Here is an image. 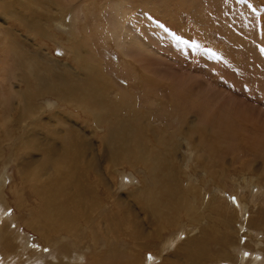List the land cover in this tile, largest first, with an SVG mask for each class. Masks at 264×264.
Listing matches in <instances>:
<instances>
[{
    "label": "rangeland",
    "instance_id": "374dc122",
    "mask_svg": "<svg viewBox=\"0 0 264 264\" xmlns=\"http://www.w3.org/2000/svg\"><path fill=\"white\" fill-rule=\"evenodd\" d=\"M20 1L32 12L31 15L34 19H43L38 20L37 23L39 26H48V29L56 34L55 39L59 40L58 42L62 41L64 45L61 42L59 44L61 45L60 47L54 45L51 41L49 42L47 39H42L38 34L34 35L35 37L33 35H28V39L25 41V36L22 35L21 37L20 35L25 31L24 28L15 22V24L11 23L8 25V23L2 21L3 18L0 15V25L2 29L7 26L12 28L13 35L19 36V39L25 42L27 46L29 45V49L35 47L32 45H36L37 43L40 45V43H42L41 46L43 45L42 47H46V50L49 48L47 51L53 54L52 56L55 57L57 61L61 64L66 62L67 70H71V72L75 70L74 62L70 61L71 58H73L72 54L71 52H64L63 49L64 47L68 49V46H71V44H69L71 42L70 33L75 29L74 32L77 34V39H83L81 44L86 47L83 48L81 44L79 47L81 56L84 55V59H87L86 61L83 60L84 63L92 65L94 69L96 68L94 70V75L86 79L90 80V84L93 88L103 91V96L106 100L113 102L121 98L122 102L131 106L141 116V119H139V122H141L139 126H133L130 124V121H132L130 117L132 116L128 115L125 109L121 108L120 119H122L124 123L129 121L125 123V130L133 127L141 129L144 125L147 132L149 128L151 129V126L155 128L160 127L162 129L161 132H163V134L165 133V135H163L165 137H169L172 131L176 130L177 140L179 144L182 145V148H178V151L175 153L177 154L178 160H181L183 156L182 153L186 152L185 142H188L190 143V147L198 152L199 156L206 154L207 149L213 147L218 158L215 162L216 164L213 163L214 168L217 167L219 161L230 168L232 165L236 166L240 165V163L245 164V166L248 165L247 167H250L252 164L254 173H261L260 166L262 161L258 157L259 152H256L257 149L253 145L256 146V144H259L257 142H261L260 145H263L262 150L264 151V0H125V10L129 12V15L134 14L133 16H135L133 17V25L131 24L128 26V29H125L126 33L130 35L129 37L131 38H129L127 34L126 36L123 35L124 28L121 25L124 21L120 19V17H116L117 13L114 9L106 7V13H104V6H108L109 3L114 5V2L120 0H77V4L79 5L78 10H81L77 22H74L75 20L69 21L70 19L68 16L65 18L64 15L70 11L71 5L73 4L72 0ZM64 8H66V11L62 12ZM19 14L29 15V12H21L20 10ZM40 15H49L51 19L46 22L47 19ZM60 15H64V17L62 16V20L58 18ZM100 24H102V27L104 25V30H107L105 26H109L108 28L111 27L108 29L110 32H120L119 34L121 36L114 32L112 33L116 34L121 39L118 37L119 39L115 40L112 35L108 37L110 34L107 35L106 31L105 34H103L102 31L99 30ZM64 28L66 31L63 30ZM141 28L143 30H141ZM5 33L6 32L0 31V41H2L0 50H5V53L2 51L0 53V71L2 70L0 75L3 79L0 78V97L2 96L0 98V107L2 106V108H0V114L2 113L1 115L6 120H12V105H15V102H17L12 95V90H18V88L21 90L23 88L22 84H19V77L18 79L12 78L13 73L18 74V72H20L18 66L14 65L19 57L18 51L20 52V46L18 42H16V44L9 40V38L5 36ZM100 33L103 34L105 38H103V35L101 37ZM31 36H33L32 39ZM123 36L125 40L122 39ZM86 37H89L88 40ZM128 38L133 40L130 41ZM38 39L39 42L37 41ZM3 40H6V42H3ZM28 40L30 42H28ZM119 40L122 41L121 44L118 43ZM133 41L135 43H133ZM125 42H127V44L124 45ZM1 45H3L5 49ZM10 46H16L14 49H16L17 52L13 51ZM123 47L125 48L123 49ZM66 49L65 51H67ZM1 58L4 59V61ZM24 62L27 64L26 66H33L34 63L41 64L35 60V58H31V60L25 59ZM43 63L47 67L50 65L46 62ZM19 67L23 68L24 66ZM97 67L99 68L98 70ZM44 70L46 69H41V71H43L42 73L51 76L49 70ZM77 72L76 70L75 73ZM87 75V73L84 74L83 78ZM86 79L81 80L80 83L86 85ZM3 81H6V83H3ZM36 85L35 82H32L31 89L35 88ZM6 91L8 94H5L7 93ZM122 95H124V99L127 100H123L124 96L120 97ZM37 96L33 99V103L36 105H43L45 100L55 101L52 96H48V98L47 96ZM75 99L78 101L81 99V101L89 105H94L93 102L88 100V96L77 95ZM135 101L138 103L137 105H135ZM52 108L53 106L48 109L45 108V115L44 113H41V115L40 112L42 110H40L39 117H44L43 120L40 119L45 126H43V128L38 127L37 131L39 134L48 138L50 136L48 128L52 127L55 129V132L61 133L59 134L61 136L63 135L62 133L65 132L63 127H72L70 124L75 125V127L80 125L82 130L80 127L79 129L83 136L82 139L89 141L91 148H94L97 164L100 168L98 169L100 179H103V183L112 191L113 197L120 200L122 204L126 203L127 206L134 208L135 199L130 195V192H132V185L137 182L136 178L133 176H136V171L140 169L139 165H137L138 167L136 166L135 170H131L127 164L124 163L125 161L118 162L116 165H111L107 162L104 155L106 154V150H104L103 143L104 141H108L107 139H109L110 136L105 134L103 128L107 127L108 121L112 122L114 119L111 112L107 110L105 116L102 118L103 122L98 123L96 126L94 125L96 119L92 118V122L91 118L85 117L83 114L71 116V113H69L71 117L66 115V120H64L63 118L65 117H57L48 112V110L51 109L52 111L57 110L66 114L70 109V107L66 105L61 104ZM54 116L56 117L49 118ZM29 118L30 117L27 118V121ZM83 118L88 119V121ZM49 119L52 121H49ZM57 119L64 121V123L60 124L61 122ZM95 123H97V121ZM155 128H153V131H156ZM233 128H235V130H233ZM118 130L119 129L116 128V131ZM137 132L139 133L136 134L138 138L137 144L143 147V149L146 148L148 150V146L146 145L145 147L143 142L146 144L147 137L150 141H152L154 137L152 134L149 135L148 132H145L146 138H142L143 135L141 136V131L138 129ZM102 135L106 137H102ZM159 136L157 134L156 138L158 139ZM55 137L56 136H52L49 139L56 140ZM243 137H245V139ZM247 137L248 140L246 139ZM184 138H186V140ZM157 139L152 141V143L154 142V144H157ZM4 141V143H6V140ZM200 142H203V146L201 147H199ZM57 143L61 144L59 139ZM149 144L151 145V143ZM227 144L229 146H227ZM247 145L248 147L251 146V148H248L250 152L247 151L246 154L244 148ZM32 148L33 147L30 149L25 148L22 154L25 153L24 157H26V159L30 157L31 161L34 162L33 166H31L32 168H29L32 170V173L36 171L33 174L36 177H42L44 172L47 171V166H40V163L43 161V153ZM26 150H29V152H25ZM2 156H4L3 158H7L8 154L4 152ZM3 161L4 160H0V168L3 165ZM191 163L192 161L189 160V164ZM15 164L16 163L13 161H10V163L7 161L4 167L6 175L14 176L10 183L14 182L13 185L14 188L17 189L15 192L17 196L16 194L13 196L12 189L10 191L9 185H5L6 182H1L0 184V203H4V209L0 217V240L4 237V233L9 230V226L11 225H13L11 229L14 230L17 237L12 234L9 235L10 239L12 236V240L9 239L10 242H7V246L0 241V264H62V260L60 261V259L65 258L67 254L68 258L76 257V255L79 254L83 255V257L79 255L74 264H90L91 259L94 257L99 260L98 263L100 262V264L111 259H117L118 253L126 247V241L122 237L109 234L104 238L98 237L96 243L86 241L75 242L74 247L71 245L70 241L64 239L66 245L63 247L58 244L56 240L58 237L53 235L51 242L56 241L57 244L55 247H50L51 243L44 240L43 237H40L33 229L24 226L23 222L25 219L29 218L27 216L30 215V213L17 210L14 205L18 197L17 192H20L22 195H19V201H24L30 208L38 210V204L35 200L33 202V200L30 199L27 189L21 190L20 175L16 172L18 166ZM29 169L23 167L22 176H25L30 183L34 181L30 180L33 175L32 173L28 175L31 172ZM189 173L192 174L193 177L195 176L193 173ZM130 175L131 177H129ZM197 175L200 176L201 173ZM128 177L129 179H127ZM229 178L226 179L227 183L230 181ZM190 181L193 182L194 179L191 178ZM24 183L28 185V181L24 180ZM182 185L185 187V179ZM247 186L249 187V185ZM228 187L226 195L224 194V196L229 202V207L233 208L234 206V208H236L237 206L232 200L233 195L231 194L230 185ZM248 187L245 186V189H243L247 202L251 197L258 199V202H264V192L261 190L264 189V182L260 183V191L256 193H252ZM101 191L102 187L98 189L99 193H101ZM26 198L29 202H27ZM40 211L45 213L44 209ZM252 229L253 228L250 227L239 232V237L242 238L244 246L252 247L254 242L256 243L257 241L258 232ZM62 236L67 235L62 234ZM118 238H120V240H118ZM260 240L263 241L261 246L264 247V236H262ZM67 247L69 248L66 249ZM160 247V239L157 238L152 243V246H150L149 252L144 254L145 250L143 251L142 258L147 261V263L145 262L144 264H165V259L180 261L179 255L174 252L175 245H171L170 248L162 252ZM102 254H107V257L104 259L101 258L99 255ZM53 256L56 258V263H51V257Z\"/></svg>",
    "mask_w": 264,
    "mask_h": 264
},
{
    "label": "bare ground",
    "instance_id": "6f19581e",
    "mask_svg": "<svg viewBox=\"0 0 264 264\" xmlns=\"http://www.w3.org/2000/svg\"><path fill=\"white\" fill-rule=\"evenodd\" d=\"M72 3L70 11L67 13L68 15H64L65 18L68 16L70 19L69 21L75 20L74 22H77L81 10H78L79 5L77 4V0H72ZM124 4L125 0L114 2V5L109 3L108 6H104V13H106V7L112 8L116 11V17H120V19L124 21L121 26L124 28L123 35L126 36L127 33L125 29H128V26L133 23V17L135 16H133L134 14L129 15V12L124 8ZM20 10L21 12H29V15L19 14ZM65 11L66 8H64L62 12ZM31 14L32 12L27 9L20 0H0V15L3 18L2 21L8 23V25L11 23H17L19 26L23 27L25 31L20 35L21 37L22 35L25 36V41H27L28 35L34 36L38 34L42 39H47L49 42L51 41L54 45L60 47L61 45L59 44L60 42L62 43V41L58 42L59 40L55 39L56 34L52 33L48 29V26H39L37 23L38 20L43 19H34ZM64 15H60L61 18L58 17L59 20H62ZM40 16L47 19L46 22L51 19L49 15ZM100 25V29H97L101 30L103 34H105L106 31L107 35L110 34L108 37L112 35L115 40L120 38L116 35L120 32L116 33V31H112L116 33L114 34L108 30L111 27L108 28L109 26H105L108 30L107 31L103 29L104 25L103 27L102 24ZM63 30L66 31L65 28ZM141 30L143 29L141 28ZM0 31L6 32L5 36L12 42L19 43L20 52L18 51V63L14 60V65L18 66L20 72H18V74L13 73L12 78L18 79L19 77V84H22L23 86L21 90H19V88L18 90H12V95L17 101L15 102V105H12V120H6L1 115L2 113L0 114V160H4L3 165L0 168V184L1 182H6L5 185H9L10 191L12 189L13 196H15L17 189L14 188V182L10 183L14 176L6 175L4 167V165L7 164V161L9 163L10 161L15 162L17 164L15 165L18 166L16 172H18L20 175L19 178L21 179V190H28L30 199H32L33 202L34 200L37 202L39 210L38 213V210L30 208L24 203V201H19V195H21V193L17 192L18 197L17 199L15 198L16 201L14 200V205L17 210H23L30 213V215L27 216L29 218L25 219L23 222L24 226L33 229V231L37 232L40 237H43L44 240L51 243L50 247H55L57 244L56 241L51 242L53 235L58 237L56 240L58 241V244L63 247L66 245L64 239L70 241L71 245L74 247L75 242L86 241L96 243L98 237L104 238L109 234L124 238L126 241V247L118 253L117 259L108 260L103 264L147 263V261L142 258L143 251L145 250L144 254L149 252L150 246H152V243L157 238L160 239L161 252L170 248L171 245H175L174 252L180 257V261L165 259V264H264V260H262L264 259V247L261 246L263 241L260 240V238L264 236V202H258V199L255 197L249 198L247 202L243 193V189H245V186L248 187L247 185H249L248 188L252 193L260 191V183L264 182V151L262 150L263 145H260L261 142H257L259 144H256V146L252 144L256 147V152H259L258 157L262 161L260 174L254 173V167L252 164L250 167H247L248 165L245 166V164L240 163V165H232L230 168L219 161L217 167L214 168L213 163L218 160L214 148H208L206 154L199 156L198 152L190 147V143L188 142H185V151L187 153H182L183 156L181 160H178L176 156L177 154L175 153L182 145L179 144L177 140L178 137L176 136V130H173L171 135L169 134V137H165L163 136L165 133L163 134V132H161L162 129L160 127L155 128L151 126L152 130L149 128L147 132L154 137L152 141L157 139V134L158 136H161H159L160 139H157V144H154V142L152 143L148 137H145L147 132L143 125L141 129H138L141 131V136L143 135L142 138H146L147 140L146 144L144 142L143 144L145 147L146 145L148 146V150L146 148L143 149V147L137 144L138 138L136 134H139L137 132L138 129L133 127L125 130V123L129 121L124 123L123 120L120 119V111H122V108L125 109L128 115L132 116L130 117L132 119L130 124L133 126H139L141 123L139 122V119H141L140 114L131 106L122 102L119 97V102H109L104 98L103 91L93 88L90 84V80L86 79L94 75V70L96 68L94 69L92 65L84 63L87 59H84V55L81 56L79 48L83 45L81 44L83 39H77V34L74 32L75 29L70 33L71 42L69 44H71V46H68V49H66L67 47H64L63 50L64 52H71L73 58H71L70 61L74 62V71L76 72L77 70V73L67 70L66 62L61 64L57 61L56 58L52 56L53 54L47 51L49 48L46 50V47H42L43 45L41 46L42 43H40V45L38 43L32 45L35 47L29 49V45L27 46L25 42L19 39V36L17 37L15 34L13 35L12 28H9V26L2 29L0 25ZM103 34H101V37ZM33 36H31V39ZM129 36L130 35H128V37ZM86 38L88 40L89 37ZM103 38H105L104 35ZM122 39L125 40L124 36ZM132 40L133 39L130 41ZM4 41L6 42V40H3V42ZM37 41L39 42V39ZM1 42L2 41H0V44ZM28 42L30 41L28 40ZM121 42L122 41L120 40L118 41L119 44H121ZM133 43L135 42L133 41ZM125 44H127V42H125L124 45ZM1 46L3 47V45ZM14 47H12V49L13 51H16ZM84 47L85 46L83 45V48ZM124 48L125 47H123V49ZM65 49L67 51H65ZM1 51L5 53V50L1 49L0 53ZM31 58H35V60L41 64L34 63L33 66H26L27 64L24 60H31ZM2 60L4 61V59ZM43 62L50 65L47 67ZM19 66L24 67L21 68ZM41 69L49 70L51 76L42 73L43 71H41ZM98 69L99 68L97 67V70ZM86 73L88 75L83 78V75ZM83 79H86V85L80 83ZM32 82L37 84L35 88L32 87L33 89H31ZM3 83H6V81H3ZM5 94H8V92ZM37 95L47 96V98L48 96H52L55 101L45 100L43 105H36L33 103V99ZM77 95L88 96V100L93 102L94 105H89L81 101V99L80 101L76 100L75 98ZM123 96L124 95L120 97ZM125 96L123 97V100H127L124 99ZM61 104L70 107L66 114L57 110L52 111L51 109H49L48 112L57 117H65L63 118L64 120H66V115L68 117L70 116L69 113H71V116L83 114V116L89 117L91 120L92 118L96 119L97 123H95L96 121L94 122V125L96 126L98 123L103 122L102 118L105 116L107 110H109L111 115L114 116V121H108L107 127L103 128L105 134L110 136V138L107 139L108 141H104L103 143L104 150H106V154H103L105 155L107 162L111 165H116L118 162L125 161L124 163H126L131 170H135L136 166L139 165L140 169L136 171V176H133L136 178L137 182L132 185V192H130V195L135 199L134 208L127 206L126 203L122 204L120 200L113 197L112 191L109 187H106L103 183V179H100L98 173V169L100 168L97 164V157L94 153V148H91L89 141L82 139L83 136L80 132V125L78 126L76 124L77 126L75 127V125L70 124L72 127H63L65 132L62 133L63 135L61 136L59 135L61 133L55 132V129L52 127L48 128V133L50 135L48 138L39 134L37 131L38 127L43 128V126H45L41 121L44 117H39L40 110L44 111L45 108L48 109L52 106L55 108ZM137 104L138 103L136 102L135 105ZM0 108H2V106ZM42 111L40 114L44 113L45 115V111ZM56 116L49 118H55ZM28 117L30 118L27 121ZM59 119L57 120L60 121ZM50 120L51 119H49V121ZM86 121H88V119H86ZM60 122V124L64 123V121ZM152 127L155 128L156 131H153ZM116 128L121 131H116ZM233 130H235V128H233ZM52 136H56V140H50L49 138ZM103 136L104 135H102V137ZM248 137L246 138L247 140ZM243 138L245 139V137ZM58 139L61 144L57 143ZM184 139L186 140V138ZM4 140H6V143H4ZM149 143H151V145ZM201 146H203V142L199 143V147ZM227 146L229 145L227 144ZM31 147H33L32 149H37L43 153V161L40 163V166H47V171L44 172L42 177H36L33 174L36 172L34 171L35 169L32 173V170L29 168L33 166L34 162L31 161L30 157L26 159V157H24L25 153L22 154V151L24 152L25 148L30 149ZM248 148H251V146L248 147L247 145L244 148L246 154L247 151L250 152ZM27 151L29 152V150H26L25 152ZM4 152L8 154L7 158H3L5 156H2ZM189 160L192 161L191 164H189ZM23 167L31 171L28 175L32 173L33 176L30 180H33L34 182L31 181L29 183V180L26 179L25 176H22ZM189 172L193 173L195 176L193 177ZM198 173H201V175L198 176ZM129 177H131V175ZM129 177L127 179H129ZM191 178L194 179L193 182H191L192 180L190 181ZM227 178L230 179L229 183H227ZM184 179L185 187L182 185ZM24 180L28 181V185L24 183ZM229 185L231 194L233 195L232 200L237 206L236 208H234V206L233 208L229 207V202L224 196V194L226 195V190L229 188ZM100 187H102L101 193L98 192ZM261 190L264 192V189ZM27 202H29V200H27ZM3 207L4 203H0V217L2 210L4 209ZM41 209H44L45 213H42L40 211ZM11 226H9V230L4 233V237L0 240L1 243H4L6 246L10 240H12V236L10 239L9 235L12 234L17 237V234L14 233ZM250 227L253 228V231L256 230L258 232L257 241L256 243L254 242L252 247L244 246L242 238L239 237V232L241 230ZM62 234L67 236H62ZM118 240H120V238H118ZM68 248L69 247L66 249ZM79 255L80 257H83L82 254ZM79 255L68 258L67 254L65 255V258L60 259V261L62 260V264H74ZM99 256L104 259L107 257V254ZM51 261V263L57 262L54 256L51 257ZM98 261L99 260L94 257L91 259L90 264H100Z\"/></svg>",
    "mask_w": 264,
    "mask_h": 264
}]
</instances>
